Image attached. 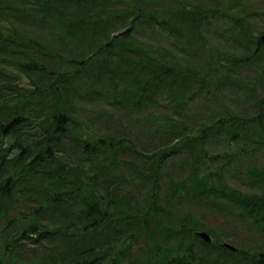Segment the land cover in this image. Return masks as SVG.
<instances>
[{
    "label": "trees",
    "instance_id": "1",
    "mask_svg": "<svg viewBox=\"0 0 264 264\" xmlns=\"http://www.w3.org/2000/svg\"><path fill=\"white\" fill-rule=\"evenodd\" d=\"M224 1L0 0V264H264L210 230L214 243L201 242L204 226L176 212L186 200L230 206L264 236V167L240 172L251 193L225 176L238 161L230 148L264 146V0ZM27 22L74 55L5 31ZM220 94L243 96L258 124L219 104L213 119L184 120L192 102ZM79 104L146 125L150 144L118 137L108 151L79 136ZM224 139L232 145L213 154ZM185 154L189 175L162 195L165 165ZM105 183L118 191L104 194ZM28 239L42 255L27 254Z\"/></svg>",
    "mask_w": 264,
    "mask_h": 264
},
{
    "label": "rangeland",
    "instance_id": "2",
    "mask_svg": "<svg viewBox=\"0 0 264 264\" xmlns=\"http://www.w3.org/2000/svg\"><path fill=\"white\" fill-rule=\"evenodd\" d=\"M117 1L118 5H114L115 8H121L122 3H130V5H132L135 0ZM189 1L192 2V0ZM198 1L204 2V0ZM166 2L167 4H172V0H166ZM224 4L228 5L230 4V2L226 0L224 1ZM200 5L205 6L204 4ZM257 10L264 11V1L258 4ZM15 25L19 28V25ZM7 28L8 29H5V31L11 33L17 30L22 38L23 34H25L26 38H33V40H38L40 43L41 41H43V43L47 46L48 49L46 53L48 52L55 53L57 55H62L64 60L74 55V52L70 51L69 45H60L56 42L53 37L47 36L42 31H39L35 27V24L27 22L23 28L15 29L12 26H8ZM156 41L160 43L162 42L161 39H155V42ZM73 50L76 52L75 49ZM229 51H231V49H229ZM241 72L245 74L244 71L241 70ZM242 99L245 101V103L247 102V100L243 96ZM242 99L234 96V94H220L216 97H213L212 99L206 97L198 98L197 101H194L190 104L189 108L185 112L190 116V120L187 117H184V120L188 122L193 121L195 123H198V120L194 118L195 116H200V119H213L215 118L216 114L220 112V107L216 105L219 104L222 107H228L236 110L237 114L239 113L241 118L251 120L250 127H252L255 124H258V119L256 116L259 114V111H251L252 109L247 103L245 108L239 106V109H237L236 105H238ZM79 106V109L86 110V113H84L82 115V118H80V122L82 121V124L78 125L79 130L76 132V134H78L79 136L86 137V139L90 137L91 141L101 143L103 146H108V148H106L108 151L113 150L110 149L112 147V138L117 140L118 137H125L126 139H131L133 141L138 138L139 140L135 143L138 150H146V146L150 144L148 134H146V130H148L149 128L145 127L146 125H136V123L132 121L127 123L128 118H126L124 114H112L110 113V111L102 112V109L100 107H87L84 104H79ZM106 116L111 117L107 118ZM260 119L264 123V117ZM188 124L190 125V123ZM224 141H220L218 144L214 145L213 147L215 148L212 147L213 149L211 150V152L213 154L225 153L227 151V147H230L232 144L231 141L228 139H224ZM253 148L254 146L250 144L249 146H245V153L243 154V156L242 144L240 142L239 145H237L236 147H232L228 150L229 154H233L238 157V161L228 167L229 172L225 175L226 184L236 191L243 193H251L249 191L258 190L257 186L253 181L246 177L242 179V175L240 174V172H242V174L248 172L254 165L260 168L264 167V146H259L256 151H254ZM117 150L122 154L125 153L123 149L119 148ZM75 153L76 151L70 154L73 160H77L76 158H74ZM64 156L66 158V155ZM188 156V154H185V156L179 155L176 158L171 159L169 162H167V164L165 165V174L161 175V178L159 180L162 195H164L166 192H168L169 194L170 188H172L173 185L176 184V182H181L189 175L190 171L186 163V160H188L189 158ZM132 158L131 160L133 161ZM142 158L144 159V157ZM144 162L145 160L143 161L142 159H139L137 163L142 166ZM207 163L210 167V170H218L219 166L215 167L213 161H208ZM167 174H169L172 179L166 177ZM242 180L250 184L251 188L249 189V187L245 185ZM127 181L130 182L129 179H127ZM123 189L126 191L125 188ZM136 189L137 187L133 186L131 191H136ZM102 191L104 194H108L109 191L118 190H116L114 186H109V184L105 183L104 187L102 188ZM137 192L139 191L137 190ZM192 196L194 197L195 195L193 194ZM210 200H213V198H210ZM210 200L208 202L212 203V201ZM180 209H182L181 211L183 213L190 210V215L193 216L196 220H198L205 228L201 229L200 231L206 230L207 233V230H210L213 236L220 238V241H222L221 244L228 243L236 249L246 250L248 254L252 256H257L256 259H259L261 254H264V236L256 230L248 228L246 224L242 222V219L239 216L240 214L234 213L235 210L232 209L230 206H225V211L227 212V214H219L217 210L213 209V206H208L204 202H189V200H186L184 201L183 205L176 209L177 214L180 213ZM3 228V225H0V231ZM211 232L208 233L211 234ZM24 243L26 245L23 247V249H25L27 254H29L31 257L36 254L42 255V252L45 249L42 248L38 250L37 248H35L33 245H35L36 243L31 239L24 241Z\"/></svg>",
    "mask_w": 264,
    "mask_h": 264
},
{
    "label": "water",
    "instance_id": "3",
    "mask_svg": "<svg viewBox=\"0 0 264 264\" xmlns=\"http://www.w3.org/2000/svg\"><path fill=\"white\" fill-rule=\"evenodd\" d=\"M197 235L206 243H210L212 241L210 235L208 233H206V232H201V233H198ZM223 247L225 249L231 251V252H236L237 251L236 248H234L233 246H231L229 244H224ZM260 257L264 259V254H261Z\"/></svg>",
    "mask_w": 264,
    "mask_h": 264
}]
</instances>
